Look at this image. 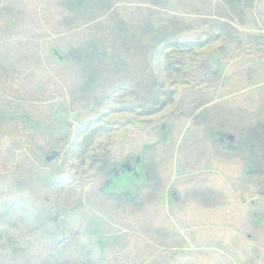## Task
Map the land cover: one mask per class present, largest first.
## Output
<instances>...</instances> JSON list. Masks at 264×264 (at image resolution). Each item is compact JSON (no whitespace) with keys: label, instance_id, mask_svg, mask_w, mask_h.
<instances>
[{"label":"rangeland","instance_id":"obj_1","mask_svg":"<svg viewBox=\"0 0 264 264\" xmlns=\"http://www.w3.org/2000/svg\"><path fill=\"white\" fill-rule=\"evenodd\" d=\"M262 133L264 0H0V264H264Z\"/></svg>","mask_w":264,"mask_h":264},{"label":"water","instance_id":"obj_2","mask_svg":"<svg viewBox=\"0 0 264 264\" xmlns=\"http://www.w3.org/2000/svg\"><path fill=\"white\" fill-rule=\"evenodd\" d=\"M233 138L229 136V140L231 141ZM56 157V154H51V156H48V157H45V161L49 162L51 161L52 159H54ZM131 166L129 165H124L123 166V169H125L126 171L130 172L131 171Z\"/></svg>","mask_w":264,"mask_h":264},{"label":"trees","instance_id":"obj_3","mask_svg":"<svg viewBox=\"0 0 264 264\" xmlns=\"http://www.w3.org/2000/svg\"><path fill=\"white\" fill-rule=\"evenodd\" d=\"M262 135H263V137H264V133H262ZM259 139V137L256 139V140H258Z\"/></svg>","mask_w":264,"mask_h":264}]
</instances>
